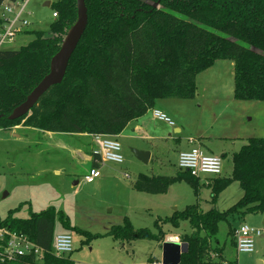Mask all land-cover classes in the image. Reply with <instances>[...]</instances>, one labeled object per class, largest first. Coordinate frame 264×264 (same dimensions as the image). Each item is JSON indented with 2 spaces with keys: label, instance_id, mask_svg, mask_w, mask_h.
<instances>
[{
  "label": "trees",
  "instance_id": "16d2710c",
  "mask_svg": "<svg viewBox=\"0 0 264 264\" xmlns=\"http://www.w3.org/2000/svg\"><path fill=\"white\" fill-rule=\"evenodd\" d=\"M4 1L0 0V8ZM85 1L88 24L64 80L52 86L28 114L14 120L9 115L49 73L52 57L77 20L76 0L52 4L57 13L51 24L52 36L39 31L18 50L0 49V128L10 129L23 122L25 127L42 131L119 136L129 122L146 115L157 101L195 97L197 75L220 59L235 62L236 99L264 102V0ZM98 157L94 153V160ZM182 179L200 200L206 183L180 168L175 175L142 173L133 187L165 193L169 185ZM235 182L243 194L225 210L205 211L197 201L157 219V232L149 227L135 228L126 218L124 225H113L108 234L124 245L138 240L163 242V225L179 228L188 221L190 231L180 236L188 249L179 264H219L225 259L223 248L213 242L219 224L229 222L230 217L264 215V137H249L232 155L231 174L211 179L208 186L213 202ZM15 211L0 215V228L25 234L42 248V254L1 264H75L70 254L56 257L52 253L57 219L66 231L84 233L72 226L62 210L48 206L27 218L15 216ZM234 231L231 226L229 234ZM2 244L5 241L0 240V250ZM146 264L161 262L151 255Z\"/></svg>",
  "mask_w": 264,
  "mask_h": 264
},
{
  "label": "rangeland",
  "instance_id": "374dc122",
  "mask_svg": "<svg viewBox=\"0 0 264 264\" xmlns=\"http://www.w3.org/2000/svg\"><path fill=\"white\" fill-rule=\"evenodd\" d=\"M55 1L29 0L25 14L29 26L3 48L18 50L34 40L39 31L47 37L52 36L51 24L55 20L52 4ZM216 62V67L197 75L198 90L195 97L166 98L157 101L154 107L163 110L176 126L184 127V131L176 133L174 126L159 121L164 132L172 133L173 139L161 141L156 156L145 163L135 156L133 150H142L137 142L146 145L148 141L138 138V134V139H130L131 131L127 129L123 137L119 138L124 155L120 172L108 166L103 167V176L108 173L115 176L105 179L100 185L84 180L91 163L79 162L75 155L72 159L71 149L59 151L54 146L50 147L38 131L25 128L0 131V215L6 217L10 210L17 209L15 216L27 218L33 212H41L50 205L56 206L70 218L72 226L84 232L69 230L74 241L70 256L75 264H146L151 255L161 264H176L163 262L164 241L138 240L124 245L108 232L113 225H124L126 218L135 228L149 227L157 232V219L171 216L175 211H181L186 205L198 201L186 179L175 181L165 193L142 192L133 187L142 173L148 176L175 175L178 172L179 153L192 147L189 145V136L206 138L203 148L207 153L225 155L222 177L231 174L232 154L249 137H264V108L257 107L258 101L239 100L234 96L235 62L232 59ZM216 95L221 96L220 104L216 102ZM149 112L151 114L152 109ZM63 138L71 146H80L90 154L99 150L93 136ZM57 167L62 168L60 174L56 173ZM213 177L203 175L200 180H206L209 184ZM76 181L79 183L74 184ZM200 191V206L205 211L212 208L222 211L233 205V202L227 203L231 201L229 198L213 202L208 185H202ZM260 216H235L230 217L229 222L219 224L213 242L223 248L226 260L237 261V264H263L264 227ZM240 223L263 231L257 238L254 252L239 253L235 247L234 234L230 235L229 229L231 226L238 227ZM163 229L166 231L165 241L177 236L181 239L182 232L190 231V225L185 221L179 228L166 224ZM55 231H66L58 219ZM225 262L219 261V264Z\"/></svg>",
  "mask_w": 264,
  "mask_h": 264
},
{
  "label": "built area",
  "instance_id": "2783aa9c",
  "mask_svg": "<svg viewBox=\"0 0 264 264\" xmlns=\"http://www.w3.org/2000/svg\"><path fill=\"white\" fill-rule=\"evenodd\" d=\"M8 2V3H7ZM29 0H8L4 1L0 8V49L5 44L12 43L16 36L22 33L28 26L29 20L25 16ZM54 17L57 13L54 12ZM153 116L161 121L174 125L172 119L163 111L157 108L152 109ZM3 129L0 128V131ZM99 150L97 154L104 162L122 164L124 155L122 146L117 136L94 134ZM194 139H190L193 143ZM178 168L189 171L193 176L200 178L203 175L221 176L223 173V157L209 154L199 146L193 145L190 149L181 151L178 157ZM101 176L97 167H92L84 176V180L92 183ZM262 229L253 227L247 223H240L234 231L235 247L239 253H250L255 251L256 241L262 235ZM179 241V237H170ZM0 240L5 241L1 245L0 264L5 261H13L28 254L41 255L42 248L38 247L25 234L12 231L6 227L0 228ZM73 236L68 231H56L53 237L52 253L56 257H65L73 252ZM216 258L217 254H213Z\"/></svg>",
  "mask_w": 264,
  "mask_h": 264
},
{
  "label": "crops",
  "instance_id": "0c3cea01",
  "mask_svg": "<svg viewBox=\"0 0 264 264\" xmlns=\"http://www.w3.org/2000/svg\"><path fill=\"white\" fill-rule=\"evenodd\" d=\"M216 63L217 62H215V64L212 67H210L209 69H212L213 67H216L215 66ZM216 98H217L216 102L218 104H220L222 102L221 96L216 95ZM258 103L259 104H257L258 105L257 107L264 108V102L258 101ZM254 107H255V105H253L252 108H254ZM159 121H161V120L156 119L153 116L152 112H151V114L149 112L146 115L129 122L127 127L124 129V131L119 136H117V138L119 139V138L123 137V135L126 132V130L129 129L131 131V133L129 135L130 139L142 138V139L148 141V144H146V145L140 144L138 142H137V145L139 146L140 149L145 150V151H149L151 153V156H150V159H149V162H150L156 156L157 151H159L160 142L161 141L162 142L166 141L167 139H173L172 133L164 132L163 127L159 123L163 122V123L167 124L168 126H172V127L174 126L173 129H174V131L176 133H182L184 131V127H182L180 125L176 126L175 123H174V125H170L167 122H164V121L159 122ZM240 125H242V124H240ZM23 128H25L26 130L29 129L30 131H38L39 133L42 134L43 139H45V141H47V145H49L50 147L54 146L59 151L60 150H64V149H71L72 150L71 151L72 152V159L74 158V155H75L79 162L85 161V162L91 163V166H90L89 169H91L92 167L99 168L100 171H101V176L99 178L95 179V181H93L92 184L96 183V185H100L105 179H108V178H111L112 176L113 177L115 176V175H111L110 173L105 174L103 176V167L108 166L109 169L111 168L113 171H117V173L120 172L121 164H117V163H113V162H104V161L101 160L100 156L97 158V160H94V153H97L98 150H95L92 154H90V152L85 151L80 146H74V145L71 146L70 145L71 143H68L63 138V136H72V137H76V138H81V137H86V136L87 137H89V136L92 137V135H89V134H86V133H60V132L42 131V130H39V129L25 127L23 125L22 126L21 125H17L15 127H13L12 129H23ZM235 132H237V131H235ZM136 134H138V136H139L138 138H137ZM195 134H197V133H195ZM17 138H18V140L21 139V137H17ZM190 139H194V142L190 143ZM69 140H72V139H69ZM150 141H152V143H150ZM188 141H189V145L190 146L199 145V146L203 147L205 145L206 138L198 136V135L197 136L192 135V136L188 137ZM189 145H188V147H189ZM220 156L225 157V155H220ZM94 162H95L96 165H94ZM61 172H62V168L57 167L56 173L60 174ZM203 179H206V177H204ZM78 183H79V181H76L74 184H78ZM205 183H206V185H208L206 180H205ZM233 188H234V190H232ZM242 194H243V191L240 188L239 183H237V182L232 183L229 186V188H226L223 192H221V194L219 195L216 203L220 199L227 200L229 198V200H231V201H227V203L233 202V204H235L240 199ZM198 202L200 204V200L199 199H198ZM52 206H54V205H52ZM260 217H262V219H263V215H261ZM221 261H222V263H224L226 261L225 264L226 263L228 264V262H229L228 260H226V258L222 259ZM262 262L264 264L263 259H262Z\"/></svg>",
  "mask_w": 264,
  "mask_h": 264
},
{
  "label": "water",
  "instance_id": "95a60500",
  "mask_svg": "<svg viewBox=\"0 0 264 264\" xmlns=\"http://www.w3.org/2000/svg\"><path fill=\"white\" fill-rule=\"evenodd\" d=\"M77 20L67 29L60 49L52 57L49 73L33 88L26 100L17 106L9 115L10 120L20 118L28 114L39 102L40 98L54 85L62 83L67 72L69 60L78 46L88 24V13L85 0H76ZM50 5V3L48 4ZM135 156L148 163L151 153L145 150H133ZM262 225L264 227V215ZM188 249L187 243L167 239L163 243V262L179 264L182 253Z\"/></svg>",
  "mask_w": 264,
  "mask_h": 264
}]
</instances>
